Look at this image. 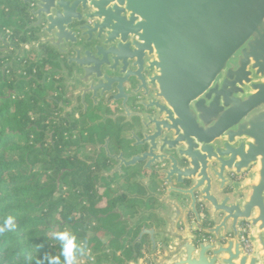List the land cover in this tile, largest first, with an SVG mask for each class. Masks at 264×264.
Masks as SVG:
<instances>
[{"label": "water", "instance_id": "obj_1", "mask_svg": "<svg viewBox=\"0 0 264 264\" xmlns=\"http://www.w3.org/2000/svg\"><path fill=\"white\" fill-rule=\"evenodd\" d=\"M18 1L20 40L0 35L10 58L0 70L35 55L44 65L39 82L54 76L61 93L60 118L100 103L122 108L137 92L129 78L147 72L141 85L154 89L163 113L152 129L170 137L158 140L157 154L145 142L136 164L167 167L146 170L159 192L137 175L144 193L114 195L140 202L117 222L128 223L133 247L146 244L143 264H264V0ZM120 157L119 170L100 176L135 165V156ZM239 221L253 228L252 256L232 239L206 241L235 237Z\"/></svg>", "mask_w": 264, "mask_h": 264}, {"label": "trees", "instance_id": "obj_2", "mask_svg": "<svg viewBox=\"0 0 264 264\" xmlns=\"http://www.w3.org/2000/svg\"><path fill=\"white\" fill-rule=\"evenodd\" d=\"M4 2L0 0V32L12 28L5 11L7 6L16 12V6L20 5L18 0L7 5ZM11 31L12 37H16ZM38 67L35 63L24 66L27 77L13 80L9 78L11 69L5 75L0 72V226L3 217L13 218L8 231L0 234V264H49L50 257H59L60 264H64L61 242L46 237L47 231L52 229L47 220L54 214L59 220L57 232L67 227L69 234L75 237L76 256L82 250L81 242L94 244L97 248L94 251L102 252L105 246L96 244L94 236L88 237L89 232L97 233L99 229L88 228L93 219L107 223L112 217L102 215L113 204L105 206L102 202L96 206L98 202L92 199V176L85 170L87 165L62 154L66 146L76 144L71 136L63 137V133L75 129V125L54 124L49 131L51 141L48 140V98L46 88L34 79L40 77ZM33 85H36L35 92ZM67 178L71 192L64 198L60 193L68 185L64 184ZM86 200L88 206L85 207ZM135 249L138 255L139 247Z\"/></svg>", "mask_w": 264, "mask_h": 264}, {"label": "flooded vegetation", "instance_id": "obj_3", "mask_svg": "<svg viewBox=\"0 0 264 264\" xmlns=\"http://www.w3.org/2000/svg\"><path fill=\"white\" fill-rule=\"evenodd\" d=\"M4 38L5 40H17V36L12 37V31L10 29L7 31ZM30 56L32 57V60L35 58V55L33 54ZM146 74L147 72L139 73L137 75L139 76V81L136 79V77L129 78L128 85L126 87L130 90H135L137 92L134 97L127 99V101L123 104L122 108H120V104H117L118 106L115 105L110 107L109 105L105 106L100 103L99 107H88L85 114H83V108L80 107L78 110H75L70 114L67 113L66 116L63 118V120L65 119L64 121H66V123L68 122L69 126L72 124L75 125V130H77V134L75 136L77 142L74 147H76L77 150L80 147H90L92 149L91 159L83 160L79 158V160L83 161L87 165V168L85 170L89 171L92 176V199L98 203L103 202L105 206L113 204L110 210H108L105 214L102 215L103 217L108 216V214L112 215V217L107 221L110 230L115 227V225L112 226V224H115L113 219L114 217L116 220V207H119L121 204L124 206L128 199L124 195H119L115 197L114 195L118 193L115 192V190V193L112 194H109V191L104 190V193L108 192L106 196H102L104 195V193L102 195H97V189L101 188L103 185V188H106L105 186L109 182L110 185L116 184L115 187L117 186L119 188L118 191H121L122 189H120L119 187L120 183L116 182L120 181L121 184L126 185L130 183L132 178H134L135 181L133 182V186L136 187V190H139V187L141 188V186L137 182L136 176L138 175L140 176V180L142 182L144 179L147 180L146 184L152 192H159L161 188L159 183L155 179L149 177V173L146 170H163L167 167V162H163L161 165L158 166H150L147 168L145 167L144 163L136 164L140 160L144 152H146V150L148 149V147L144 145L145 142H147V144H151V154H157L155 152H157L156 148L158 146V140L163 136L170 137V133H166L164 130H161L159 124L157 125V131H154V129H152V126L154 124H157L158 121L162 118L163 113H159V108L155 109L153 106V104H155L154 102L156 101V99H154V89L150 87L145 88L141 85L142 77H144ZM53 77L54 76L47 78V80L42 86H47L45 90L48 98V107L46 110V114L48 115L47 119H50V121L56 120V122H58L57 124L60 126L62 124L59 123L58 117L61 113L59 115L57 113L58 117H54V115L50 112V110L52 109L61 110L60 108H58L57 102L54 101L60 96L58 95V89L54 90L52 88V85L50 84ZM39 79L40 78H38L37 81ZM147 93L148 95L145 96ZM149 98H151L150 102L148 101ZM146 104H149V106L151 105L152 107L147 108ZM95 111L100 112V114H96ZM107 116L115 117L111 118ZM86 120L88 121L86 122ZM46 123H48L47 120ZM87 123H94V125H92L95 127L97 126L96 128H94L95 130L93 129V133H89L88 130L83 129L87 125ZM66 133H63V137L64 139H69L66 138ZM104 144L107 145L110 155L114 156L113 158H108L106 156V152L104 148H102ZM164 154L174 155V151H164ZM120 155H122V158L125 160H130L131 156H135L133 160L135 165L128 167L121 165L120 170H123V174L115 172L111 177L100 176V174H102L106 170L108 172L110 170H119L117 166L119 162L122 161ZM157 158V155H153V161L158 160ZM187 164L188 162L184 159H178V166L185 167L187 166ZM109 184L107 188L110 189ZM138 203L140 204V202L137 200H130V205H135ZM203 223L204 228H206L208 226L207 221L203 220ZM126 227L127 225H123V227L121 228L122 232H124V229Z\"/></svg>", "mask_w": 264, "mask_h": 264}, {"label": "crops", "instance_id": "obj_4", "mask_svg": "<svg viewBox=\"0 0 264 264\" xmlns=\"http://www.w3.org/2000/svg\"><path fill=\"white\" fill-rule=\"evenodd\" d=\"M25 61H27L25 59ZM50 92V91H49ZM77 115V114H75ZM77 152L79 153V158L81 159L80 154H82V157H84V160H89L92 158V149L90 147L87 148H79L77 150ZM135 181L134 178L131 179L129 184L123 185L121 184L120 181H117L116 183H120V189H122L121 191H123L124 193L127 194H134V193H144L143 188L139 187V190H136V187L133 186V182ZM147 180L144 179L143 183L146 184ZM118 185V184H117ZM115 188V184L114 185H110V191L111 193H115L114 192V188ZM139 191V192H138ZM123 196V194H122ZM125 196V195H124ZM99 203L96 204V206H98ZM138 206H141L139 203L135 204ZM128 206H130V199H128L126 201V204L123 206L122 204L119 207H116V210H119L121 213V215L119 216V214H116V220L115 217L114 219V223H115V227L110 230V228L108 226H106V221H97V220H92L91 224L93 226H95V228L101 230V233L97 232V233H93L92 231L88 233V237L89 238H93V236L96 238L95 239V243L100 245V246H105V250L100 252H95L94 249L95 246L88 244L87 246L92 248L93 251L97 254V261L96 264H143V256H142V252H144L147 249L146 244L144 246L142 245H138L133 247L132 243L135 240L136 237H134L131 234H127V232H122L121 228L123 227V225H127L128 224L124 223V222H117L119 218L117 217H122L125 218L128 215L132 214L133 209L128 208ZM124 207V208H123ZM117 213V211H116ZM126 215V216H125ZM103 226V228H102ZM120 230V231H119ZM103 231V232H102ZM99 235V236H98ZM98 236V237H97ZM82 243V242H81ZM136 247H139V254H137L136 251ZM108 249V252H106V250ZM101 257V258H99Z\"/></svg>", "mask_w": 264, "mask_h": 264}, {"label": "rangeland", "instance_id": "obj_5", "mask_svg": "<svg viewBox=\"0 0 264 264\" xmlns=\"http://www.w3.org/2000/svg\"><path fill=\"white\" fill-rule=\"evenodd\" d=\"M5 2H4V4L5 5H7V3H9L10 2V4H11V1H13V0H10V1H8V0H4ZM8 8H6L5 9V11H6V15H8V19H9V23H10V25L12 26V28H11V30H13L15 33H16V35H17V38L20 40V38H19V31H18V29H17V26L19 25V23H18V20H17V12H15L14 10H13V8H11L10 6H7ZM16 8H17V10H18V12L19 13H21L22 14V9H23V6L20 4L19 5V7H17L16 6ZM8 23V22H7ZM10 28H4V31H2V32H0V35H2V37H5V35H6V33H7V30H9ZM7 40V39H6ZM9 40H12V39H8L6 42H8ZM0 48H2V45L0 44ZM0 58H2V63H1V65H0V68L3 66V65H5L6 63H8L9 62V60H10V58H5V57H2V53H0ZM26 59H27V62L25 63V60H24V62L22 63L20 60H18V61H16L11 67H8L7 69H6V71H4V72H2L1 70H0V72H2V75H5L6 73L8 74L9 72H8V70L9 69H11L10 70V72H11V77L9 76V78H12V80H13V78H15V77H27L26 76V74H25V71H24V66H26V65H28V64H31V63H34L33 62V60H32V57L30 56V55H28L27 57H26ZM26 64V65H25ZM35 64H37L39 67H38V69H39V72H40V68L42 69L43 67H44V65H43V63L41 62V61H39V63H35ZM31 72H32V75H34L35 74V72H36V69L33 67L32 68V70H31ZM40 79L37 81V79H38V77H34V79L37 81V82H39L41 79H42V73L40 72V77H39ZM38 84H40V85H43L44 83H38ZM50 84L52 85V88H53V86H54V81L53 80H51V82H50ZM36 88V85H33V91L35 92V88ZM45 88H47V86H45ZM54 89V88H53ZM55 90V89H54ZM46 93V92H45ZM58 95L59 96H61V93L59 92L58 93ZM12 100H14V97L12 96V98H11ZM58 111V112H57ZM50 112L54 115V117H56L57 116V113H58V115L60 114V113H62V111L61 110H54V109H52V110H50ZM31 115V117H34L33 116V114H30ZM61 115V114H60ZM58 117V116H57ZM60 117H58V121H59V123H61L62 124V126H64V127H66V126H69V124H68V122L66 123V121H64L63 120V118L61 117L60 119H59ZM47 121H48V126H49V128H48V140L49 141H51V136H50V128H51V126H54V124H57L58 122H56V120H51L50 121V119L48 120V119H46ZM66 123V124H65ZM65 124V125H64ZM94 125V123H87V125L83 128L84 130H88V132L90 133V132H92L93 133V129L94 128H96L95 126H93ZM93 126V127H92ZM99 129V128H98ZM95 130V129H94ZM76 134H77V130H75V129H73V130H71V131H69V132H67L66 133V138H69V136H71V140H73L74 142H77V139L75 138V136H76ZM91 135V134H90ZM76 144L74 143V144H72V145H69V146H66L65 148H64V150H63V156H71V157H75L76 159H79V153L77 152V148L76 147H74ZM46 147H48V145H46ZM48 150V149H47ZM80 156H81V159H83L84 160V157H82V154H80ZM70 180H69V178H67L65 181H64V184H67L68 183V185L67 186H64L63 187V189H62V191H61V193L60 194H62V196L64 197V198H68V194H69V192H71V186H70ZM108 184H109V182L107 183V185L105 186L106 188H103L104 187V185L101 187V188H99V189H97L98 190V193H97V195H102L103 193H104V190L105 191H109V194H112L111 193V191H110V189L109 188H107L108 187ZM110 185V184H109ZM116 185V184H115ZM114 190H115V192H120V191H118L119 190V188L116 186L115 188H114ZM106 193V194H105ZM104 193V195H102V196H106L107 194H108V192H105ZM117 194V193H116ZM56 196H58V193H56ZM83 205L86 207V206H88V202H87V200L86 201H84L83 202ZM126 216V215H125ZM58 217L54 214L53 216H51L48 220H47V224L49 225V226H52V229H49L48 231H47V233H46V237L48 238V239H53V236H52V233L53 232H57L58 231V227H57V222L59 221L58 219H57ZM92 228H95V226H93L92 224H90V227L88 228V230H90V229H92ZM62 231H69V228H64ZM103 232V231H102ZM99 233H101V231L99 230ZM99 236V235H98ZM97 236V237H98ZM86 246L88 245L87 243H85V242H83ZM91 245H94V244H91Z\"/></svg>", "mask_w": 264, "mask_h": 264}, {"label": "built area", "instance_id": "obj_6", "mask_svg": "<svg viewBox=\"0 0 264 264\" xmlns=\"http://www.w3.org/2000/svg\"><path fill=\"white\" fill-rule=\"evenodd\" d=\"M8 31V30H7ZM247 176V173L244 174ZM232 177V175H231ZM233 180L234 177H232ZM253 228L248 221H239L237 224V235L234 237L232 233H228L225 237H221L219 240H215L214 237L208 236L206 241L221 244L225 240L232 239L238 242L240 251L246 256H252L255 252V243L252 240ZM80 248L82 249L77 256L76 264H96L97 254L92 248L86 246L83 242L80 243ZM108 252V249L106 250Z\"/></svg>", "mask_w": 264, "mask_h": 264}, {"label": "clouds", "instance_id": "obj_7", "mask_svg": "<svg viewBox=\"0 0 264 264\" xmlns=\"http://www.w3.org/2000/svg\"><path fill=\"white\" fill-rule=\"evenodd\" d=\"M12 219L13 218L11 216L3 217V224L0 226V234L8 231L9 226L12 225ZM52 236L59 240L62 244L61 254L64 257V264H76L77 244L75 237L70 235L67 231L53 232ZM49 264H60L59 257H50Z\"/></svg>", "mask_w": 264, "mask_h": 264}]
</instances>
